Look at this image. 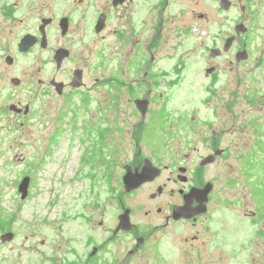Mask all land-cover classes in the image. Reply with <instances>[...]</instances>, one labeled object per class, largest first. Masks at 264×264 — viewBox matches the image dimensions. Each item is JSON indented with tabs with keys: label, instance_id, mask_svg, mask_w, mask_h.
<instances>
[{
	"label": "flooded vegetation",
	"instance_id": "obj_1",
	"mask_svg": "<svg viewBox=\"0 0 264 264\" xmlns=\"http://www.w3.org/2000/svg\"><path fill=\"white\" fill-rule=\"evenodd\" d=\"M28 1L33 4L27 9L24 0H12L14 4L0 11V16L7 12L16 19L0 32L1 77L16 88L25 86L28 79L21 73L9 76L21 55L31 56L38 67L28 85L46 96L56 95L60 113L90 104L101 81L117 93L105 96L117 99L118 105L112 98L109 102H116L112 107H119L121 121L119 136L108 131L101 147L129 152L127 163L113 177L118 189L112 218L99 213L80 239L0 241V247L10 251L0 254V264H221L222 241H239L241 264H254L253 242L264 240V135L255 143L246 133L261 126L239 120L232 103L227 121L203 118L198 108L175 110L166 88L185 85V97L195 106L201 85L209 97H217L218 78L252 60L248 36L255 17L249 9L253 0H216L222 12L241 13V18L230 20V30L210 44L203 41L196 57L190 51L172 56L167 52L172 23L189 14L184 5L192 3L193 26L186 34L206 37L197 24L210 22V17L198 10L195 0ZM166 59L176 62L166 66ZM260 97L246 96L245 102L256 101L264 112V94ZM217 100L225 107L229 103ZM9 113L23 130H30L34 110L19 101L0 105V132L7 130L1 121ZM14 121L8 129L17 124ZM181 133L183 141H175ZM229 135L239 136L242 143L228 144ZM256 166L257 172L252 169ZM222 175L234 180L228 187L237 190L234 200H224L233 204L224 211L216 184ZM87 176L91 179L92 173ZM249 195L257 199L256 209H247L244 199ZM229 210L240 216L248 235L227 234L221 222ZM225 255L232 264L234 254ZM261 260L264 264V251Z\"/></svg>",
	"mask_w": 264,
	"mask_h": 264
},
{
	"label": "rangeland",
	"instance_id": "obj_2",
	"mask_svg": "<svg viewBox=\"0 0 264 264\" xmlns=\"http://www.w3.org/2000/svg\"><path fill=\"white\" fill-rule=\"evenodd\" d=\"M260 1L263 0H253L249 6L250 11L255 14L248 36L252 60L238 70H227L218 78L215 88L217 97H209L201 85L199 101L195 106L188 101L190 100L188 97H185L183 88L185 85L180 84L172 89L166 86L168 94H172L171 98H174L175 110L198 108L203 118L209 117L214 122H217V116L221 117L222 121H227L231 116L228 110L232 103V106L235 105L233 113L239 120L249 119L261 126L255 133H246L248 141L255 143L261 134L264 135V112L261 110V104L257 105L255 101L253 105H249L245 99L246 96L254 95L260 99L264 94V2L262 7L256 8ZM195 2L200 3L198 10L210 17V22L197 24L200 31L205 32L206 37L200 33L186 34V29L193 26L190 15L192 3L189 6L184 5L189 14L174 21L170 27L167 46L170 56L175 52L182 54L190 51V56L196 57L197 47L201 46L203 41L210 44L214 38L230 30L232 25L230 20L241 18V13L227 15L222 12L216 0ZM14 3L12 0H0V11ZM29 4L33 3L24 0L23 9H27ZM6 13L0 16V32L5 31L6 25L9 26L16 21L15 18L6 16ZM102 43L103 41L98 44L99 48ZM175 62V59L165 60L166 66ZM18 65L16 71L9 77L21 73L28 80H25V86L16 88L10 80L0 75V105L6 107L22 101L32 106L34 114L29 131L23 130L10 113L1 121L7 130L0 132V239L8 232L15 234L14 241L42 239L66 241L84 238L85 232L90 229L88 224L93 218L103 214H107L109 218L113 217L115 213L113 193L118 189L113 177H117L121 167L127 163L129 151L125 148L101 147L104 143L102 141L104 139L101 138L108 131H114L110 136L113 134L119 136L117 131L121 125L119 107H112L113 104L116 105L117 99L111 97L116 101L113 103L109 102L111 98L105 96L117 93L104 87L100 81V84L94 87L93 100L90 104L76 108L74 105L71 113H60V103L56 95L46 96L42 89L28 85L32 82L31 76L35 75V69L38 67L32 57L21 55ZM24 70L27 76L23 75ZM96 75L101 77V72H97ZM207 99H211V103H208ZM217 99L229 101L227 107L223 106L224 102H221L222 106L219 105ZM79 103L77 100L76 105ZM13 121L17 124L8 129ZM183 136L181 133L180 138L175 141H183ZM235 143H242L241 138L229 135L228 144ZM236 164L238 167L239 164ZM243 167L246 169V166ZM252 169L257 172L258 166ZM260 170L264 171L263 165H260ZM88 173H92L91 179L88 178ZM26 177L31 178V184L29 195L23 200L19 186ZM231 181L234 180H226L222 175L216 182L217 197L221 200L222 211L233 205L224 203V200L232 201L237 197V190L228 187ZM237 188L240 189V185H237ZM243 191L247 192V189ZM256 200L253 195L245 198L247 209H256ZM262 208L264 204L260 210ZM222 216V227L226 229L228 235L231 236V233L235 236L248 235L249 231L243 228L238 219L239 215L229 210ZM262 225L264 228V219ZM255 229L256 226H253L254 231ZM239 248V241H222L221 264H228L225 255L227 252L234 254L232 264H241L237 253ZM253 250L254 264H263L261 259L264 240L260 243L253 242ZM8 253L9 248L0 247V254Z\"/></svg>",
	"mask_w": 264,
	"mask_h": 264
},
{
	"label": "water",
	"instance_id": "obj_3",
	"mask_svg": "<svg viewBox=\"0 0 264 264\" xmlns=\"http://www.w3.org/2000/svg\"><path fill=\"white\" fill-rule=\"evenodd\" d=\"M237 32L240 33L241 32V27L237 29ZM14 108V107H13ZM13 110V109H11ZM30 183H31V178L30 177H26L23 179L21 185L19 186V191L22 194V199H26L27 196L29 195V189H30ZM139 186V185H137ZM134 188V187H131ZM127 190H131L128 187V183H127ZM15 239V234L13 232H9V233H5L1 236V241H3L4 243H8L11 242Z\"/></svg>",
	"mask_w": 264,
	"mask_h": 264
},
{
	"label": "bare ground",
	"instance_id": "obj_4",
	"mask_svg": "<svg viewBox=\"0 0 264 264\" xmlns=\"http://www.w3.org/2000/svg\"><path fill=\"white\" fill-rule=\"evenodd\" d=\"M31 184V183H30ZM25 200V199H24Z\"/></svg>",
	"mask_w": 264,
	"mask_h": 264
}]
</instances>
